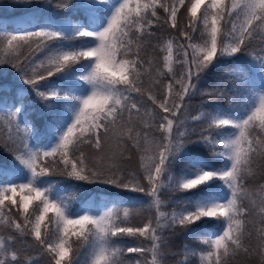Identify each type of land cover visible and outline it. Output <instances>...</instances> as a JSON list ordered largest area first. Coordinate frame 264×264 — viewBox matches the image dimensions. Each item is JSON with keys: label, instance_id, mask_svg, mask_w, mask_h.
<instances>
[{"label": "snow or ice", "instance_id": "1", "mask_svg": "<svg viewBox=\"0 0 264 264\" xmlns=\"http://www.w3.org/2000/svg\"><path fill=\"white\" fill-rule=\"evenodd\" d=\"M10 6L28 18L12 32L0 31V65L16 69L22 82L18 102L9 106L0 97V119L7 122L0 148L12 157L0 159V228L8 231H0V264H34L12 247L17 237H31L28 246L52 264H124L125 252L151 253V264H160L164 229L195 234L209 221L221 226L201 238L202 264H230L250 251L245 242L254 215L264 260V184L255 192L248 186L256 161L264 160V0ZM257 38L260 51L250 52ZM149 47L167 53L166 72ZM222 63L231 65L232 79L218 75L202 89ZM24 86L42 109L25 105ZM197 94L227 99L228 107L201 111L187 128ZM41 127L53 134L47 143L39 139ZM134 157L139 167L129 172L122 164ZM53 176L119 189L115 195L125 198L77 208ZM162 193L182 197L168 201ZM143 197L153 215L136 223L131 205ZM53 221L55 229L47 228ZM129 239L133 246H120Z\"/></svg>", "mask_w": 264, "mask_h": 264}, {"label": "trees", "instance_id": "2", "mask_svg": "<svg viewBox=\"0 0 264 264\" xmlns=\"http://www.w3.org/2000/svg\"><path fill=\"white\" fill-rule=\"evenodd\" d=\"M73 3L77 0H72ZM14 0H0V31H14L20 24L21 21L28 18V14L25 13L22 9L12 7ZM158 35H164V29L157 30ZM156 41H153L155 44ZM260 40L257 38L253 41L250 52L259 53L260 51ZM148 55L154 60L158 68H162L165 72L167 71L164 68V56L167 53L161 49L153 50L151 47L148 49ZM173 58H175V53ZM177 72H179V65H175ZM231 65L227 63H222L213 73L209 74L207 79L201 83L200 87L202 89H207L216 82V76L222 75L224 79L231 80L232 77L228 74L226 69L230 68ZM155 77V74H154ZM56 79V78H53ZM161 79H165L161 77ZM21 81L18 79L16 69L11 68L10 65H0V97H2L7 105H11L14 101L18 102L19 100V91L21 89ZM66 86H71L67 82H64ZM27 86H24V95L23 102L25 105L29 106L31 109L35 107L37 111L42 109V103L34 102V94H27ZM246 95V93H245ZM236 101L239 104H242L244 100L239 94L234 93ZM213 107L227 108L228 102L227 99L217 100L210 99L207 96H202L197 94L192 97L190 106L187 113V119L185 120V127L191 128L193 126V121L191 120L192 116L199 115L201 111L211 110ZM6 129L7 122L6 120L0 119V146H2L6 141ZM39 139L40 141L47 143L51 140L52 132L45 130L42 127L39 129ZM23 135L21 132L20 136H17V140ZM89 155H92L91 152H88ZM0 159L11 162L12 157L8 155L6 151L0 148ZM122 167L126 168L129 172L135 171L139 167V158L134 157L130 162L125 161L122 164ZM175 171H178V168H174ZM53 182L56 187L60 190L61 194L66 197H71L73 205L79 208L86 201L94 200L97 205H99L102 200L108 199H124L123 196H117L115 193L120 192L119 189L106 188V186L100 185H86L77 181H73L67 177L63 176H53L48 178ZM260 184H264V160L258 159L253 166L252 175L249 177L248 186L249 189L255 192ZM140 195V194H138ZM182 194L180 193H162V198L168 201H173L180 199ZM134 209V222L139 223L145 218L152 216L153 211L148 207V198L143 197L141 201L134 202L131 205ZM174 205L170 204L168 211ZM35 205H30V211L33 210ZM51 215V214H49ZM251 223L249 224V231L251 236L246 240V245L249 247L250 251L248 254L241 253L239 256L235 257L230 261V264H264L261 256L258 252V239L257 233L255 230V223L258 220L257 216H252L249 218ZM220 222L218 221H209L205 224H202L199 229H197L195 234H190L186 231L170 230L164 229L162 233L163 243L160 248V264H202L200 255L201 248L203 247L201 243V238L207 237L212 233H215L220 227ZM47 228L55 229L56 225L53 221L51 224L46 223ZM0 231H3L5 236L8 234L6 229L0 228ZM16 235V234H13ZM75 240V238H73ZM31 237H28L27 240L17 237L12 241V247L19 251L20 255L24 260L32 261L34 264H52L51 257L47 254L41 253L38 249L34 247H29V242ZM146 246L147 242H145ZM75 246V245H74ZM121 247L133 246V241L126 240ZM195 252V255H192V252ZM258 258V259H254ZM84 256L81 257L83 261ZM124 264H137V261L140 264H144V261L147 260L148 264H151V253L138 254V253H127L125 252L122 257Z\"/></svg>", "mask_w": 264, "mask_h": 264}, {"label": "rangeland", "instance_id": "3", "mask_svg": "<svg viewBox=\"0 0 264 264\" xmlns=\"http://www.w3.org/2000/svg\"><path fill=\"white\" fill-rule=\"evenodd\" d=\"M254 259H258V258H254ZM256 264V263H255Z\"/></svg>", "mask_w": 264, "mask_h": 264}]
</instances>
